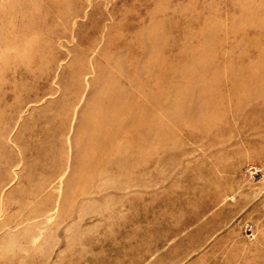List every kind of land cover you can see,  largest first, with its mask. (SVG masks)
Returning a JSON list of instances; mask_svg holds the SVG:
<instances>
[{
	"label": "rangeland",
	"instance_id": "1",
	"mask_svg": "<svg viewBox=\"0 0 264 264\" xmlns=\"http://www.w3.org/2000/svg\"><path fill=\"white\" fill-rule=\"evenodd\" d=\"M0 264H264V0H0Z\"/></svg>",
	"mask_w": 264,
	"mask_h": 264
}]
</instances>
